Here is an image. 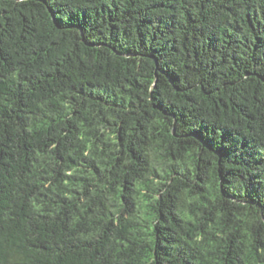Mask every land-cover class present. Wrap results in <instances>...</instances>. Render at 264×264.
Returning <instances> with one entry per match:
<instances>
[{
    "label": "trees",
    "instance_id": "1",
    "mask_svg": "<svg viewBox=\"0 0 264 264\" xmlns=\"http://www.w3.org/2000/svg\"><path fill=\"white\" fill-rule=\"evenodd\" d=\"M0 264H264V0H0Z\"/></svg>",
    "mask_w": 264,
    "mask_h": 264
}]
</instances>
